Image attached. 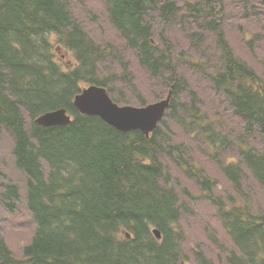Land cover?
Masks as SVG:
<instances>
[{"label":"trees","instance_id":"trees-1","mask_svg":"<svg viewBox=\"0 0 264 264\" xmlns=\"http://www.w3.org/2000/svg\"><path fill=\"white\" fill-rule=\"evenodd\" d=\"M104 1L109 23L137 52L140 65L155 78L168 73L167 85L174 97L170 116L177 117V97L186 90L193 102L190 115L204 129L210 145H226L213 125L200 123L198 96L177 69L174 44L164 36L159 43L147 20L149 10H158L163 21L172 20L179 11L177 3ZM217 9L219 0H208L197 19H211ZM215 21L205 22L220 53L208 78L229 101L237 126L248 134L259 131L264 141V80L236 54L221 22ZM259 38L252 35L248 45ZM203 40V36L197 39ZM112 53V45L103 47L77 22L69 0H0V148L7 131L14 138L15 165L27 177V206L36 224L21 257L0 234V264H186L175 228L180 203L160 159L163 151L177 153L180 164L198 179L201 170L183 158L184 145L165 144L166 121L148 137L141 131L121 132L74 106L75 97L88 85L107 88L119 104L132 103L123 93L112 94L115 80L126 79L128 62L115 54L122 73H100L101 61ZM191 64L204 70L207 63ZM136 102L148 104L141 95ZM59 109L72 116L69 124L42 127L35 122ZM243 150L244 163L264 185V155L251 147ZM222 168L240 192L241 166L222 163ZM3 177L0 168V201L16 199L18 187L5 184ZM200 183L207 197L220 206L235 244L228 264H264V214H252L236 203L227 209L215 199L211 179L200 178ZM5 205L14 209L11 203ZM153 228L161 230V242L154 238ZM197 264L214 263L200 254Z\"/></svg>","mask_w":264,"mask_h":264},{"label":"rangeland","instance_id":"rangeland-1","mask_svg":"<svg viewBox=\"0 0 264 264\" xmlns=\"http://www.w3.org/2000/svg\"><path fill=\"white\" fill-rule=\"evenodd\" d=\"M172 1L177 3L179 11L170 21H163L158 10L148 11L147 20L153 26L155 39L161 43V37L164 36L174 44V60L177 69L199 96L198 102L202 101L201 105L204 106L209 118L215 120V124L221 127L222 133L233 143L236 138L240 139L234 143L232 148L221 152L219 159L241 163L242 157L239 150L246 140H241L242 136L239 137L240 127L237 126V121L232 116L233 110L230 103L223 93H218L213 100L214 92L208 76L212 63L219 56V51L215 45V36L207 28L205 22L216 23L215 18L217 22H221L222 29L225 28V34L237 55L253 67L264 80V7L252 1V5L260 9L257 13L249 9L250 12L246 14L241 10V6L239 7L238 3L241 0H219V11L218 9L213 10L211 13L214 16L211 19L198 20L197 17L203 13L202 9H205L208 0ZM69 5L74 18L90 37L103 47L106 44L112 45V55L106 56L99 66L102 76L103 74L105 76L122 73L120 62L117 57H114L115 54L129 63V73L126 79L118 78L117 82L116 80L114 82L115 87L112 93L114 97H119L120 93H123L132 105L138 106L136 102L138 95H141L148 103L160 101L167 96L168 73L165 72L163 78H155L140 65L137 52L127 46L118 31L109 23L108 9L104 0H69ZM254 33L260 35V38L250 47L248 40H251ZM199 36L204 37L202 42L197 41ZM191 62H206L207 64L203 65L204 70H201L194 67ZM179 99L185 103L189 102L191 97L183 92ZM182 109L180 105V112L189 116L188 108ZM186 119L190 121V118ZM169 121L173 135L171 142L183 144L187 151L192 152L194 160L199 162L206 175L216 181L215 193L223 196L228 204L231 196L234 195L233 188L218 168L216 163L218 153L216 158L211 155L212 152L217 151V148H209L204 137L192 134L190 128L185 129V126L179 122ZM226 130L228 131L225 134ZM233 133H236V138L232 137ZM259 136L258 131L254 135H249L250 141L255 140L257 148L264 152L263 148L258 147L261 143ZM13 147L14 138L7 131H3L0 148V168L4 176L2 181L7 185H16L18 197L16 199L3 198L0 201V234L13 253L21 257L23 248L31 242L35 234L36 224L27 206V177L15 165ZM161 158L171 174V186L178 191L183 204L184 215L180 222L185 235L182 244L184 256L192 262L195 258V250L199 247L208 258H213L219 264H225V256L231 250L232 243L222 222L219 221L216 208L207 202L201 187L180 169L173 158L164 152ZM258 184L253 177L247 174L244 192L251 200L255 199L264 210V189ZM235 197L236 200L240 198L237 194ZM6 203L14 205V209H9Z\"/></svg>","mask_w":264,"mask_h":264},{"label":"water","instance_id":"water-1","mask_svg":"<svg viewBox=\"0 0 264 264\" xmlns=\"http://www.w3.org/2000/svg\"><path fill=\"white\" fill-rule=\"evenodd\" d=\"M170 97L144 107L120 106L112 100L106 88L92 85L75 97L74 105L82 114L97 116L121 132L142 131L149 135L170 107ZM35 121L42 127H57L69 124L71 117L66 109H60L47 112ZM155 234L160 238L158 231Z\"/></svg>","mask_w":264,"mask_h":264},{"label":"bare ground","instance_id":"bare-ground-1","mask_svg":"<svg viewBox=\"0 0 264 264\" xmlns=\"http://www.w3.org/2000/svg\"><path fill=\"white\" fill-rule=\"evenodd\" d=\"M199 8V7H198Z\"/></svg>","mask_w":264,"mask_h":264}]
</instances>
